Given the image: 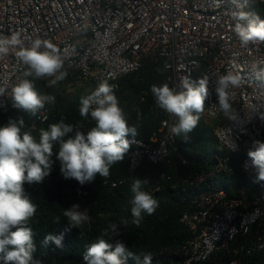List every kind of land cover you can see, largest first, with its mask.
Wrapping results in <instances>:
<instances>
[{
    "label": "built area",
    "instance_id": "1",
    "mask_svg": "<svg viewBox=\"0 0 264 264\" xmlns=\"http://www.w3.org/2000/svg\"><path fill=\"white\" fill-rule=\"evenodd\" d=\"M241 8L264 19V0H0V38L19 32L25 46L36 38L50 40L65 57L68 75L62 81L80 87L92 84L85 97L102 81L116 85L118 91L121 79L138 72L145 60L170 65L167 81L177 90L185 77L197 81L196 75L206 76L205 113L211 120L225 121L215 129L222 153L216 157L214 171L191 183L234 174L233 159H241L240 168L258 182L247 153L254 150V140L264 142V78L252 67L253 63L264 66V43L241 46L232 31L231 15ZM15 52L11 49L0 57L3 115L12 112L11 90L26 79L28 71ZM229 71L242 78L239 87L229 90L238 121L224 116L215 91L217 78ZM48 117L46 108L40 110L33 127ZM176 122L165 111L148 141L134 139L127 179L108 176L104 183L117 187L134 182L136 171L145 163L165 162L177 136L170 131ZM190 204L181 218L190 233L183 246L184 264H200L218 253L253 255L264 250V195L246 186H239L233 195L225 189H209L192 197ZM240 262L234 258L230 264Z\"/></svg>",
    "mask_w": 264,
    "mask_h": 264
},
{
    "label": "trees",
    "instance_id": "2",
    "mask_svg": "<svg viewBox=\"0 0 264 264\" xmlns=\"http://www.w3.org/2000/svg\"><path fill=\"white\" fill-rule=\"evenodd\" d=\"M164 65L163 60H145L138 72L121 79L120 89L115 92L128 125L137 128L135 137L131 134L127 137L130 141H148L165 118V111L155 103L150 91L152 84L169 85ZM157 69L164 71L161 73ZM196 78L197 81L201 79L199 75ZM26 79L33 82L38 92L56 97L54 104L45 106L49 111L48 120L38 123L34 128L36 113L13 106L10 114L0 113V127L7 125L9 121L19 122L22 119L24 124L21 132H29L38 142L40 129L47 130L52 123L63 121L74 127L73 132L64 139L74 137L77 129L86 135L95 126L90 115L88 118L80 116V100L86 95L80 91L70 92V88L77 87L73 81H59L57 85L49 87L51 78L26 76ZM224 123L223 120L209 119L204 106L198 126L188 133L187 139L183 135L176 136L165 162L145 163L136 171L135 179L149 181L143 186V190L158 201V207L152 215L141 213L139 227L132 222V181L112 187L104 183L105 177L99 175L92 182H85L83 185L75 179H65L60 171V161L56 159L59 144H55L52 157L54 163L50 174L42 182L23 184L25 194L37 205V211L27 225L33 232V258L41 264H86L83 256L87 247L97 242L111 223H116L117 231L109 232V236L103 237L106 242L114 246L120 241L138 256L150 252L153 257L152 264H184L183 246L190 233L182 224L181 218L189 212L192 197L209 189H225L233 195L239 186L249 187L264 195V183L256 182L243 172L239 166L241 159H233L235 172L232 175L208 177L200 184L191 183L193 178L214 171L216 157L222 153L215 129ZM132 149L131 143L124 159L110 166L109 176L112 180L123 181L129 176L128 155ZM162 173L166 175L165 179L159 178ZM224 181L231 183L234 191ZM73 205L85 209L90 217L89 221L79 227L72 226L63 215ZM122 218L127 219V225L119 223ZM49 234L63 235V246L57 247L51 242L44 245L43 241ZM234 258L240 259V264H264V250L253 255L218 253L200 264H230ZM127 264H137V261L129 258Z\"/></svg>",
    "mask_w": 264,
    "mask_h": 264
},
{
    "label": "clouds",
    "instance_id": "3",
    "mask_svg": "<svg viewBox=\"0 0 264 264\" xmlns=\"http://www.w3.org/2000/svg\"><path fill=\"white\" fill-rule=\"evenodd\" d=\"M234 27L232 31L238 37L242 47L250 44L264 43V19L252 11L242 8L232 12ZM11 49H16L17 59L27 66L25 76L35 78L48 77V86L53 87L68 75L64 68L65 57L60 48L50 40L36 38L27 46L19 32L9 37L0 38V57ZM170 65L165 64L164 69ZM253 69L259 77L264 78V66L253 63ZM164 69H157L163 73ZM242 78L238 73L229 71L216 80V94L221 112L231 121H238L235 109L230 103V88L239 87ZM208 78L198 81L183 78L180 89L170 87L167 83L150 86L155 103L167 113L176 117V123L170 127L171 133L185 139L192 132L204 111L205 101L209 95ZM116 85L102 81L87 97L80 100V116L95 122L87 134L78 129L74 137L64 139L72 133L74 127L63 121L52 123L48 129H40L39 141L27 131L21 132L24 121H9L0 127V261L3 264H41L33 258L35 245L33 232L28 221L36 211L37 205L25 194L24 182L39 183L48 176L53 166V149L59 144L56 159L60 161V171L65 179L72 178L81 185L92 182L97 175L108 177L110 166L124 159L131 143L127 137L137 135V128L128 125L122 108L115 94ZM5 89L0 88V96ZM14 107L28 110L33 114L44 109L46 104H54L56 97L38 92L29 79H20L11 90ZM264 119V117H261ZM167 125V121H165ZM253 149L247 155L255 170L256 180L264 181V142L253 141ZM147 179H134L131 192V214L133 223L139 227L142 212L152 215L158 207V201L143 190ZM63 215L69 223L79 227L90 217L79 211V205H73ZM56 221H59L57 219ZM120 224L127 225L122 218ZM118 225L111 223L101 233L97 242L90 244L83 256L86 264H127L129 258L137 264H152V254L141 253L139 256L130 251L126 245L117 241L115 245L103 238L117 231ZM15 229V230H12ZM63 235L49 234L43 244L50 242L62 247Z\"/></svg>",
    "mask_w": 264,
    "mask_h": 264
},
{
    "label": "rangeland",
    "instance_id": "4",
    "mask_svg": "<svg viewBox=\"0 0 264 264\" xmlns=\"http://www.w3.org/2000/svg\"><path fill=\"white\" fill-rule=\"evenodd\" d=\"M88 87L91 88L92 84H88V85H85V86H82V87L77 86L76 89L75 88H70L69 90H70V92L80 91L85 96L87 94V92H88V89H89ZM224 182H225L226 186L230 190L234 191V188H233L231 183H229L227 181H224ZM79 211H81L83 214L87 215V211L85 209L81 208V209H79Z\"/></svg>",
    "mask_w": 264,
    "mask_h": 264
}]
</instances>
